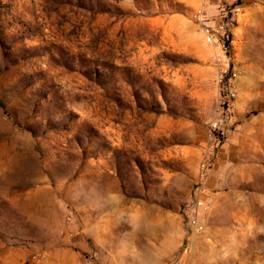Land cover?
I'll list each match as a JSON object with an SVG mask.
<instances>
[{"label": "rangeland", "instance_id": "obj_1", "mask_svg": "<svg viewBox=\"0 0 264 264\" xmlns=\"http://www.w3.org/2000/svg\"><path fill=\"white\" fill-rule=\"evenodd\" d=\"M199 3L0 0V264H264V0L206 2L230 101Z\"/></svg>", "mask_w": 264, "mask_h": 264}, {"label": "built area", "instance_id": "obj_2", "mask_svg": "<svg viewBox=\"0 0 264 264\" xmlns=\"http://www.w3.org/2000/svg\"><path fill=\"white\" fill-rule=\"evenodd\" d=\"M208 0H200L199 5L197 6L194 14L193 21L197 28L199 29L200 34L204 38L206 44L211 47H214L218 50L219 54L216 55V84L218 86V95L219 98L225 101H230L231 98L235 97V73H232L228 78V56L227 53L229 51V34L227 32V24L220 22L215 24L214 22H210L209 17L207 15V2ZM217 123L211 124V130L215 131L217 129ZM203 167H201V171L199 174V178L203 176ZM201 192L200 182L197 183V189L195 192V207L200 209H204L205 205L202 200L199 198V194ZM187 227L192 229L196 233H201L203 231V226L199 223V220L196 216H191L187 218L186 221ZM188 250L185 247L183 249V253H186Z\"/></svg>", "mask_w": 264, "mask_h": 264}, {"label": "crops", "instance_id": "obj_3", "mask_svg": "<svg viewBox=\"0 0 264 264\" xmlns=\"http://www.w3.org/2000/svg\"><path fill=\"white\" fill-rule=\"evenodd\" d=\"M177 250V245L175 244L171 249H170V253L166 254H174V252ZM165 252V251H164ZM148 258L144 259L143 256H135L133 257L134 259L132 261H126V262H134L136 264V262H139V264L142 263L143 264H156V257L158 256V245H156V241L153 245V247H149V254H148ZM105 259H103V264H125V262H122L124 260H126L125 258H130V256H123L121 254L115 255V256H108L105 257ZM135 258H140L139 261H136ZM130 264V263H128Z\"/></svg>", "mask_w": 264, "mask_h": 264}]
</instances>
